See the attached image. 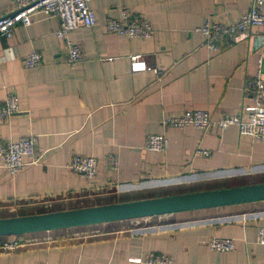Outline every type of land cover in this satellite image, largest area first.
<instances>
[{
  "label": "crops",
  "instance_id": "0c3cea01",
  "mask_svg": "<svg viewBox=\"0 0 264 264\" xmlns=\"http://www.w3.org/2000/svg\"><path fill=\"white\" fill-rule=\"evenodd\" d=\"M250 3L92 0L96 26L67 36L85 56L74 67L65 63V42L55 35L57 18L38 14L30 26L16 25L11 38L0 35V103L14 94L20 105L18 114L0 122V139L35 136L40 158L13 177L0 161V219L264 183V143L241 136L235 127L202 132L162 124L186 110L207 111L213 120L241 115L250 102L242 89L255 76L260 59L264 78V41L254 35L249 41L222 43L212 53L197 29L206 19L236 23ZM13 7L12 0H0V17L10 15ZM123 10L147 20L153 36L127 38L107 32V20L117 19ZM33 51L42 56V65L24 69L22 61ZM133 55L154 70L131 73ZM149 135L165 136L168 151L144 150ZM196 149L210 155H195ZM110 154L118 157L116 172L108 170ZM75 156L98 160L93 181L66 168ZM28 162L24 157L23 163ZM75 202L80 205L44 211ZM233 208L190 217L159 216L142 226L25 234L16 250L0 248V264H143L130 260L144 261L154 254L167 255L175 264H264V246L257 243V228L264 227V201ZM34 209L40 210L11 215ZM214 237L233 239L235 249L211 251L207 244ZM6 239L0 237V245Z\"/></svg>",
  "mask_w": 264,
  "mask_h": 264
},
{
  "label": "built area",
  "instance_id": "2783aa9c",
  "mask_svg": "<svg viewBox=\"0 0 264 264\" xmlns=\"http://www.w3.org/2000/svg\"><path fill=\"white\" fill-rule=\"evenodd\" d=\"M14 7L10 15L0 17V35L11 38L16 25L28 27L32 24L35 15L41 14L47 18H57L59 28L56 37L65 42V63L74 67L85 60L80 47L68 40V34L79 28H93L96 26V17L90 9L92 0H12ZM259 28V34L252 30ZM105 29L109 33L122 35L127 38L149 39L154 34L152 25L143 17L123 10L117 19H108ZM203 36L205 47L212 53L218 51L222 43H232L239 40L249 41L254 35L264 41V0H251L249 9L243 13L240 20L233 24L214 23L206 19L197 29ZM259 35V36H258ZM107 61H112L108 58ZM42 65V56L33 51L27 54L22 66L31 69ZM131 73L146 72L151 69L139 55L129 57ZM243 98L249 99V104L242 107L241 115H225L213 120L207 111L186 110L179 116L164 119L162 124L167 127L183 129L193 127L202 132L211 128L225 131L235 127L241 136L249 137L255 142L264 143V78L262 72V59H260L256 74L248 81L243 89ZM20 112L19 98L10 94L0 103V122L8 120ZM246 114L244 119L242 114ZM144 150L155 153H165L169 149L168 139L163 135H149L143 145ZM195 155L208 157L206 150L196 149ZM29 159L23 163V158ZM40 158L37 154V137L27 136L16 141H3L0 139V161L5 172L13 177L25 165H36ZM108 170L116 172L119 168L118 157L110 154L107 157ZM66 168L79 176L93 181L97 175L98 160L92 156H75ZM257 243L264 246V227L257 228ZM208 248L217 253H229L235 249L231 238L214 237L208 241ZM21 244L18 239L4 243L0 248L3 251H14ZM133 263L143 264H175L172 258L163 254L148 256L144 261L131 259Z\"/></svg>",
  "mask_w": 264,
  "mask_h": 264
},
{
  "label": "water",
  "instance_id": "95a60500",
  "mask_svg": "<svg viewBox=\"0 0 264 264\" xmlns=\"http://www.w3.org/2000/svg\"><path fill=\"white\" fill-rule=\"evenodd\" d=\"M264 201V183L0 219V237L172 215Z\"/></svg>",
  "mask_w": 264,
  "mask_h": 264
},
{
  "label": "rangeland",
  "instance_id": "374dc122",
  "mask_svg": "<svg viewBox=\"0 0 264 264\" xmlns=\"http://www.w3.org/2000/svg\"><path fill=\"white\" fill-rule=\"evenodd\" d=\"M226 185H221L220 187H225ZM212 188H218V187H212ZM114 200L113 199H111V202H113ZM116 202H122V200H115ZM110 202V201H109ZM246 204H248V203H246ZM78 205H80V203L79 202H75V203H73V204H67V205H57V206H51V207H49V208H47V209H44V211L46 210L47 212L48 211H54V210H67V209H71V207H73V208H75V207H77ZM238 205V204H237ZM239 205H242V204H239ZM81 207L82 206H80V207H78V208H80L81 209ZM232 207H235V208H233L232 210H235V209H237L236 208V205H230V206H223V207H216V208H208V209H201V210H192V211H187V212H182V213H186L185 215L187 216V217H190V216H193V215H196L199 211H206V210H213V209H220L221 211H226V210H229V209H231ZM66 208V209H65ZM40 209H34V210H29V211H25V212H23V211H20L19 213H13V214H11L12 216H16V215H19V214H24V213H26V214H28V213H31V212H33V211H39ZM162 217V216H161ZM146 219V218H145ZM145 219H138V220H132L131 222L129 221V222H123V221H120V222H110V223H107V224H102V225H98V226H89V227H87V226H83V227H87V228H80V227H73L74 229L75 228H78V230H87V231H91V230H95V229H100V230H102V229H106V225H110V226H108V227H112L113 225H114V227H119V225L120 226H122V225H127V226H142L144 223L145 224H152V223H154V221H157L156 219H158L157 217H152L151 219L150 218H147V219H149V220H145ZM168 221V220H167ZM123 222V223H122ZM105 227V228H104ZM13 240V238H7L6 240H5V244L6 243H8V242H11Z\"/></svg>",
  "mask_w": 264,
  "mask_h": 264
},
{
  "label": "trees",
  "instance_id": "16d2710c",
  "mask_svg": "<svg viewBox=\"0 0 264 264\" xmlns=\"http://www.w3.org/2000/svg\"><path fill=\"white\" fill-rule=\"evenodd\" d=\"M6 238H13V237H6ZM19 238H20V237H19ZM19 238H18V239H19ZM0 246H2V245H0Z\"/></svg>",
  "mask_w": 264,
  "mask_h": 264
}]
</instances>
